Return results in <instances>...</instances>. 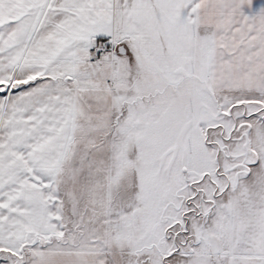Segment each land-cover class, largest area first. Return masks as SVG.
<instances>
[{
  "label": "snow or ice",
  "instance_id": "1",
  "mask_svg": "<svg viewBox=\"0 0 264 264\" xmlns=\"http://www.w3.org/2000/svg\"><path fill=\"white\" fill-rule=\"evenodd\" d=\"M0 264H264V0H0Z\"/></svg>",
  "mask_w": 264,
  "mask_h": 264
}]
</instances>
